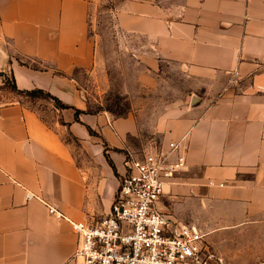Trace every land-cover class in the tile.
<instances>
[{"label":"crops","instance_id":"1","mask_svg":"<svg viewBox=\"0 0 264 264\" xmlns=\"http://www.w3.org/2000/svg\"><path fill=\"white\" fill-rule=\"evenodd\" d=\"M93 2L0 0V70L25 97L0 102V264H76L79 236L49 207L103 216L127 157L173 141L187 163L160 209L201 227L226 264H264V0H118L120 62L138 68L120 115L89 111L82 85L108 75Z\"/></svg>","mask_w":264,"mask_h":264},{"label":"built area","instance_id":"2","mask_svg":"<svg viewBox=\"0 0 264 264\" xmlns=\"http://www.w3.org/2000/svg\"><path fill=\"white\" fill-rule=\"evenodd\" d=\"M179 147L173 141L168 149L157 146L129 155L111 210L97 219H74L49 207L79 236L76 264L225 263L201 227L176 221L158 205L166 180L186 166Z\"/></svg>","mask_w":264,"mask_h":264},{"label":"rangeland","instance_id":"3","mask_svg":"<svg viewBox=\"0 0 264 264\" xmlns=\"http://www.w3.org/2000/svg\"><path fill=\"white\" fill-rule=\"evenodd\" d=\"M117 2L118 0H94L91 6L92 33L99 39L103 46L105 58L109 65L107 67L108 75H106V71L104 70L101 81H85L82 82V85L86 88V93L89 97V111L98 112L106 110L120 115L127 110L130 104V99L121 90L123 79L128 71L130 73H137L138 68L135 66H127L120 62H126L128 58L127 56H123V49L121 48L120 40L116 32L117 29L114 26L115 17L113 8H115ZM165 70L169 73V66H165ZM165 84H167L166 87L169 86L168 82L163 83V85ZM131 88H133V84H131ZM15 90V83L9 71L0 70V102L10 103L25 98L24 96H19ZM47 98L49 97L47 96ZM175 100L180 102L182 99L178 98ZM169 102L170 98H155L153 104L155 107L161 106L164 108ZM146 103L147 106H151L149 100ZM45 104L47 105L48 103ZM182 104H179L177 108H182ZM151 116L154 118H164L166 114L153 113ZM144 150V147H140L139 154H142Z\"/></svg>","mask_w":264,"mask_h":264},{"label":"trees","instance_id":"4","mask_svg":"<svg viewBox=\"0 0 264 264\" xmlns=\"http://www.w3.org/2000/svg\"><path fill=\"white\" fill-rule=\"evenodd\" d=\"M16 88V85H15ZM24 92L31 94V95H45V96H49L52 97L55 102L57 103V105L61 106V107H67L69 106L67 103H64L62 100H60L58 97H56L55 95L51 94L50 92L45 91L44 89L41 88H35V89H31V90H24ZM80 112L79 109H77V114ZM108 156V154H107ZM111 164L114 166L115 170H116V166L113 162V160L108 156Z\"/></svg>","mask_w":264,"mask_h":264}]
</instances>
